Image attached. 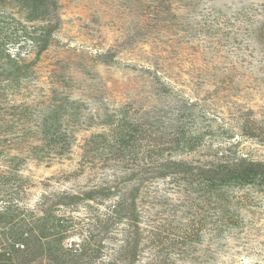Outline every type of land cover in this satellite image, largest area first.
I'll use <instances>...</instances> for the list:
<instances>
[{"label":"rangeland","instance_id":"obj_1","mask_svg":"<svg viewBox=\"0 0 264 264\" xmlns=\"http://www.w3.org/2000/svg\"><path fill=\"white\" fill-rule=\"evenodd\" d=\"M4 253L264 264V0H0Z\"/></svg>","mask_w":264,"mask_h":264},{"label":"trees","instance_id":"obj_2","mask_svg":"<svg viewBox=\"0 0 264 264\" xmlns=\"http://www.w3.org/2000/svg\"><path fill=\"white\" fill-rule=\"evenodd\" d=\"M256 167H258V166L254 163H248L247 169H245V168L242 169L240 165H236L232 169H227L225 176L228 178L227 180H236V181L238 180L241 183L253 181V179L255 178V174L253 175V173L250 171L254 170L255 172H257ZM258 173H259V171H258ZM212 179H214V178L210 177L209 180H212ZM220 180L224 181L223 179H220ZM5 255H6L5 253L1 254L0 258H3V257L8 258Z\"/></svg>","mask_w":264,"mask_h":264}]
</instances>
